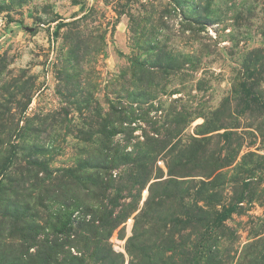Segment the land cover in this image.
<instances>
[{"label":"rangeland","instance_id":"obj_1","mask_svg":"<svg viewBox=\"0 0 264 264\" xmlns=\"http://www.w3.org/2000/svg\"><path fill=\"white\" fill-rule=\"evenodd\" d=\"M100 206L125 264L139 212L137 264H264V0H0V264Z\"/></svg>","mask_w":264,"mask_h":264},{"label":"trees","instance_id":"obj_2","mask_svg":"<svg viewBox=\"0 0 264 264\" xmlns=\"http://www.w3.org/2000/svg\"><path fill=\"white\" fill-rule=\"evenodd\" d=\"M13 155V152H12ZM10 156L8 163L11 161ZM108 180H98V187L102 190L108 188ZM111 201V198H110ZM232 208L227 209L224 215L228 214ZM88 210H86V213ZM142 212V211H141ZM128 213V212H127ZM126 215L123 209H108L107 206L98 208V222H79V225L74 226L73 222H69L67 242L70 246H78L81 249L78 253L69 251V255L64 258V261L58 259L57 252L49 254L43 261L45 264H125V256L122 252L114 249L111 235L118 227L122 218ZM141 216L140 212L136 215V224L133 233L126 240V250L130 256L128 264H137L141 259V239L140 233L137 231V220ZM223 217V216H222ZM81 223V224H80ZM84 229L86 234H90L92 238L85 237L84 240L77 239L80 231ZM57 241V240H55ZM54 246H59L58 242H54ZM173 250V248H172ZM55 255V256H54Z\"/></svg>","mask_w":264,"mask_h":264}]
</instances>
